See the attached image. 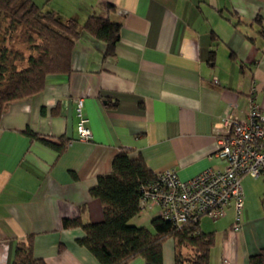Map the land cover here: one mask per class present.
<instances>
[{
    "label": "crops",
    "instance_id": "1",
    "mask_svg": "<svg viewBox=\"0 0 264 264\" xmlns=\"http://www.w3.org/2000/svg\"><path fill=\"white\" fill-rule=\"evenodd\" d=\"M31 1L80 25L89 16L108 18L121 25L120 38L115 56L104 59L105 44L83 32L71 72L48 76L40 94L1 115L0 264H12L29 236L34 257L46 264H99L79 243L84 231L62 222L103 220L89 190L111 172L120 150L140 155L154 174L173 169L186 181L224 167L215 156L217 138L226 121L247 118L252 91L264 110V0ZM78 98L90 142L75 131ZM25 130L68 144L58 155ZM242 183L238 231L231 207L221 219L199 221L200 231L214 235L207 264H248L264 249V185L250 177ZM148 209L130 224L150 229ZM162 264H175L171 239L162 246Z\"/></svg>",
    "mask_w": 264,
    "mask_h": 264
},
{
    "label": "trees",
    "instance_id": "2",
    "mask_svg": "<svg viewBox=\"0 0 264 264\" xmlns=\"http://www.w3.org/2000/svg\"><path fill=\"white\" fill-rule=\"evenodd\" d=\"M108 11L114 6L107 3ZM119 23L108 18L89 16L83 25L76 19L64 20L31 0H0V117L8 106L40 94L50 75L69 74L75 42L84 32L105 44L104 59L115 56L120 38ZM60 155L67 141L52 142L25 130ZM156 179L140 155L120 150L113 158L111 172L97 178L89 195L100 201L103 220L82 223L64 220V228L80 227L85 237L79 241L99 264H130L141 258L144 264H162V246L174 243L175 264H207L213 233L187 223L180 229L159 215L150 229L130 224L141 212L143 187ZM190 250V256L182 253ZM12 264H46L33 255L32 237L16 246ZM248 264H264V249L249 258Z\"/></svg>",
    "mask_w": 264,
    "mask_h": 264
},
{
    "label": "built area",
    "instance_id": "3",
    "mask_svg": "<svg viewBox=\"0 0 264 264\" xmlns=\"http://www.w3.org/2000/svg\"><path fill=\"white\" fill-rule=\"evenodd\" d=\"M249 111L245 120L230 119L217 138L215 156L223 161L222 169H206L182 181L173 169L156 174V179L143 187L141 212L156 207L158 215L174 227L187 223L199 224L201 218L212 221L225 217L233 209L232 229H240L243 206L242 179H261L264 185V110L250 93ZM75 131L82 142L92 140L87 126L82 98L75 100Z\"/></svg>",
    "mask_w": 264,
    "mask_h": 264
},
{
    "label": "rangeland",
    "instance_id": "4",
    "mask_svg": "<svg viewBox=\"0 0 264 264\" xmlns=\"http://www.w3.org/2000/svg\"><path fill=\"white\" fill-rule=\"evenodd\" d=\"M242 185L244 186V183H242ZM262 185H263V184H262ZM147 212H148V214H150V216H152V218H153V217H156V216L158 215V209H156V208H150V209L147 210ZM143 217H144V216H143ZM205 221H208V220H206V219L202 220V224H204ZM149 222H150V221H148V223L146 224V226L149 225ZM141 223H142V222H141ZM147 228H149V227H147ZM184 256H186V257L188 256V257H189L190 255L184 253Z\"/></svg>",
    "mask_w": 264,
    "mask_h": 264
}]
</instances>
